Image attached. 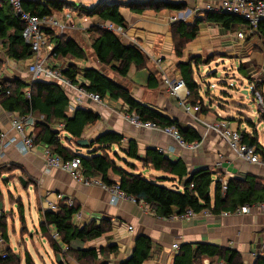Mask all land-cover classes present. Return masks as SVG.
Listing matches in <instances>:
<instances>
[{"label": "crops", "instance_id": "1", "mask_svg": "<svg viewBox=\"0 0 264 264\" xmlns=\"http://www.w3.org/2000/svg\"><path fill=\"white\" fill-rule=\"evenodd\" d=\"M49 1L53 0H31L29 2L47 5L50 8L47 4ZM57 1L71 4L76 8L95 7L103 4L120 6L119 13L125 21V28L118 29L115 34L124 45L135 46L143 53L146 68L137 71L134 66H131L127 77L120 78V82L108 78L126 89L140 105L146 106L170 120H176L182 128L190 127L200 136V141L193 143V145H197L195 148L183 150L172 137L160 131L137 128L125 121L123 118L125 115L134 116L135 113H128V107L120 101H112L106 97L102 99L103 106L83 102L84 107L81 108L74 106L72 100L74 95L62 90L69 99L68 116H71L76 108L89 110L99 116V120L95 124L84 129V139L89 141L105 133L120 135L124 140L123 146L120 149L113 146L109 152L110 159L116 166L128 174L142 175L146 180H162L161 186L176 192H183L184 181L190 175L201 170H208L213 179V184L209 189L211 205L214 200V183L217 178L219 179L218 175H221V172L223 173L221 178L226 181L231 178L243 179L249 175L258 178L264 185V170L236 160L219 135L214 131H208L203 124L215 125L225 122L231 130L254 138L257 143L256 148L259 147L258 149L264 153L263 142L256 133L246 131L242 124L227 121L229 117L223 111H221L222 114H216L217 116L213 115V117L200 110L198 118L203 122L201 124L168 96L162 84L163 76H179L177 64L189 61L191 58H201V60L202 58H220L223 62L233 61L234 63L252 60L254 63L264 64V48L257 34L247 36L242 40L236 37L244 28V24L236 26L233 31H227L219 25L205 22V16L209 12L218 11L221 0ZM147 1L182 4L185 6V10L181 12L149 10L139 15L132 13L124 6ZM51 13L50 16L63 23L69 22L70 17L71 22L83 20L84 23H88L84 27L85 30L92 22L96 21V18H78L73 11L66 9L62 12L52 10ZM175 21H181L188 25L200 21L197 26V37L184 44L181 59L176 57L171 32V24ZM65 37L78 44L73 37ZM29 60L23 62L10 60V64H6L5 71L11 72L9 73L12 75V79H19L29 84L30 76L27 71ZM156 60H160L161 73L159 76L156 75L154 69ZM77 65L78 69H96L90 66L79 68ZM54 66L63 67L65 65ZM149 74L153 76L154 81H149ZM1 79L9 78L5 73L0 72ZM245 98L249 99L248 93ZM17 117V115L6 113L0 107V133L7 131L9 120ZM32 117L36 121L42 119L37 114ZM58 129L60 128L58 127ZM33 131L30 130V135L33 134ZM63 134L61 132V135ZM129 140L137 144V152L141 160L145 159L149 150H170L167 155L163 156L171 162L180 160L185 167V177L179 179L176 176L155 171L145 162L126 158L123 150L125 143ZM68 142L71 147L64 145L63 142L62 145L77 156L89 157L88 149L75 151L74 142L71 140ZM38 147L41 148L40 145ZM39 151L40 149L22 156L12 147L6 150L4 158L0 161V212L5 218L8 237V242L0 249V254L9 250L10 255L17 260L16 264H25L26 255L30 257L33 264H58L55 258L57 254L53 253L47 239L48 233L53 228L49 226L46 235H43L40 230L43 224V215L48 211L44 202L46 192L60 194L73 202L80 215L79 220L73 218L75 226L80 228L92 222H96L98 225L103 220L108 221L111 225V231L96 240L87 243L73 241L70 245L72 251L70 255L64 258L59 256L61 264H122L131 256L138 237H146L151 242L149 257L143 264H173L179 248L185 245L194 247L197 244L235 251L239 255L241 264H255L256 259L264 260V209H254L251 214L242 217L225 218L220 214L227 211H221L209 216H204L200 212L191 218H180L175 215L162 219L141 202L133 204L125 200L113 205L110 203L109 192L99 187L83 186L73 181L63 171L45 169L44 160ZM115 155L118 159L114 157ZM116 159L120 164H117ZM217 164L221 166L218 167ZM19 178H22L23 183L19 181ZM112 180L117 181V178L114 176ZM49 199H53V197L49 196ZM21 206H23V210ZM258 206L264 207V205ZM20 225L23 226L24 233L18 236L17 230ZM129 228H131L130 231ZM174 244L178 246V251L172 249ZM111 246L116 248L115 254L105 252L103 256L97 255V260L86 257L77 261L75 258L78 251L95 250L98 253L101 248L106 249ZM253 254L256 255L255 259L251 256ZM195 264H224V262L216 257H202Z\"/></svg>", "mask_w": 264, "mask_h": 264}, {"label": "trees", "instance_id": "2", "mask_svg": "<svg viewBox=\"0 0 264 264\" xmlns=\"http://www.w3.org/2000/svg\"><path fill=\"white\" fill-rule=\"evenodd\" d=\"M47 4L50 8L47 5L43 6L27 1L23 3V9L38 18L50 16L52 10L62 12L64 9L73 11L78 18H96V21L92 22L85 30L94 35L90 49L96 62L100 66L108 68L112 74L119 78H126L131 66H134L137 71L145 70L146 60L143 53L135 46L124 45L115 32L108 28L120 30L125 28V21L119 13L120 6L103 4L95 7L76 8V6L57 0L49 1ZM124 6L132 13L139 15L149 10L154 12L185 10V6L182 4L154 3L153 1ZM205 22L219 25L227 31H233L236 26L244 24L241 19L221 12H209L205 16ZM198 23L200 21L188 25L181 21H175L171 24L175 54L178 59L182 57L184 44L197 37ZM22 29L21 22L14 16L10 8L5 6L0 9V45L6 49L7 58L16 62L26 61L32 56L30 46L26 45L21 38ZM46 34L49 36V43L54 46L50 56L75 61L85 60L84 49L75 41L64 35L54 36L50 32H46ZM255 34L259 36L264 48V22L258 25ZM200 63L201 58H191L189 61L179 62L177 72L190 94L189 103L193 106L199 105L202 110L201 91L194 79L193 70ZM239 71L245 76L243 69L239 68ZM64 75L72 83H76V77L79 75L81 88L98 95L101 99L108 97L112 101H120L128 107V113L134 112L142 122H148L160 128H174L186 144L200 141V136L196 131L190 127L182 128L176 120H170L152 109L140 105L126 89L111 81L99 70L78 69L72 64L67 66ZM148 76L149 81L155 80L151 74ZM0 85L2 87L0 107L3 111L18 117L35 114L42 117L38 121L35 120L32 134L34 145L48 148L52 154L59 156L62 160L78 157L85 177L99 180L107 187L117 185L124 195L132 197L137 203L145 204L159 218L181 216L186 211L198 214L203 210H210L216 214L221 211L232 212L245 205H264V185L258 178L249 175L243 179L231 178L227 180L225 192H222V185L217 178L214 183V200L211 205L209 189L213 184V179L208 170H201L190 175L184 181L182 193L161 186L162 180H146L142 175L128 174L118 168L109 156L111 147L117 146L120 149L123 146L124 140L118 134H101L89 140V157L77 156L64 147L62 141L70 144L68 139H71V142L84 139V129L95 124L99 120L98 115L89 110L76 108L72 115L68 116L69 99L62 89L44 80L27 84L19 79H1ZM6 92L8 95H5ZM61 132L64 134L61 135ZM243 143L249 147L257 144L254 138L244 134ZM123 151L126 158L145 162L155 171L173 175L179 179L186 175L185 167L180 160L171 162L157 151H147L145 159L141 160L138 156L137 144L132 140L125 143ZM262 156L264 157V153ZM114 157L118 159L116 155ZM114 176L117 181L112 180ZM190 185L193 186L192 189L189 188ZM76 213H78V208L74 204L71 207L59 204L57 212L47 211L43 215L41 233L46 235L49 226L58 233L60 244L64 246L65 251L63 252L61 246L51 238L49 243L53 253L63 258L72 252L70 245L73 241L87 243L103 237L111 231L110 223L105 220L100 221L98 225L96 222H92L80 228L75 226L73 216ZM0 234L4 242L7 243L6 222L3 216L0 217ZM150 251V240L146 237H138L131 256L122 264H143L148 259ZM105 252L115 254L116 248L113 246L106 249L101 248L98 253L95 250L78 251L75 258L77 261L86 257L97 260V255L103 256ZM4 253L7 258L1 264H15L14 256L10 255V251L6 250ZM202 257H216L224 264H241L239 255L235 251L204 244H197L194 247L191 245L182 246L179 248L173 264H195ZM25 264H33L28 255L25 256ZM255 264H264V260L256 259Z\"/></svg>", "mask_w": 264, "mask_h": 264}, {"label": "built area", "instance_id": "3", "mask_svg": "<svg viewBox=\"0 0 264 264\" xmlns=\"http://www.w3.org/2000/svg\"><path fill=\"white\" fill-rule=\"evenodd\" d=\"M31 0H0V9L3 7H8L12 11L15 17L21 22L23 29L21 31V38L23 42L30 46L31 58L27 66V71L30 76V83H34L40 80H44L51 84L56 85L65 92H70L74 106L83 108V102H90L95 105L103 106V100L96 94H92L80 87L81 77H76V83H72L65 75L64 71L67 70V66L55 67L49 64V60L46 54H50L53 49V45L49 43V36L46 32L52 33L54 36H62L67 31V23L58 21L53 16H46L43 18H38L33 16L23 9V3ZM217 12L226 13L241 19L244 22V28L237 34V38L244 39L247 36L253 35L257 32L258 25L264 22V0H221L219 4V9ZM109 29L118 31L116 28L108 27ZM46 51V52H44ZM156 75L159 76L161 70L159 68L160 60L154 61ZM162 75V74H161ZM162 84L166 90L168 96L175 100L177 105L187 113L190 114L193 119L200 121L198 114L200 113L199 105H191L189 103L190 94L186 89L183 80L179 76L174 77H162ZM2 89L0 85V90ZM252 94L253 89H252ZM5 95H8L6 92ZM28 95V93H27ZM257 107H264L263 101L256 94ZM125 121L129 122L131 125L153 131H160L161 133L172 137L176 143L183 149H193L197 145H187L179 136L174 128H160L148 122L140 121L137 116H124ZM201 122V121H200ZM35 120L31 115L17 117L9 120V129L7 131L0 133V161L4 158L5 152L9 148H14L17 152L25 156L30 153H34L40 149L39 153L44 160L45 169L51 170L56 169L67 173L70 178L82 184L86 187H99L107 192H109L111 199L110 203L113 205L118 204L120 201L128 200L131 203H137L132 197H127L122 193L117 185L112 187H107L99 180L92 178H87L84 176L83 171L80 167V161L78 157L71 160H62L59 156L54 155L46 147L40 145H34L33 137L30 135V130H33ZM203 124V122H201ZM208 131H214L219 135V138L226 144L228 150L233 155V157L243 163L259 167L264 170V157L260 149L256 146L249 147L243 143V133L238 131H233L225 122H220L218 124H203ZM172 151V150H171ZM161 155H167L170 150H158ZM217 166H221L217 164ZM222 185V192L226 190V180L219 179ZM190 189L193 188L192 185L189 186ZM52 196L53 199H49ZM44 202L46 203V209L51 212L58 211V205L62 204L67 207H71L73 202L69 199L64 198L60 194H51L46 192L44 194ZM256 209H264L263 206L258 205H245L243 207L237 208L232 212H222L220 215L222 217H242L247 216ZM202 214L204 216H209L212 214L210 210H203ZM2 216L0 212V217ZM195 213L191 211H186L184 214L179 216L180 218H191L194 217ZM73 218L79 220L80 215L76 213ZM129 231L131 228L128 229ZM50 238L61 246L62 251L65 248L60 244V239L58 233L52 229L49 233ZM5 242L0 234V249L3 248ZM172 249L178 251L177 245H172ZM254 259L256 255H251ZM7 258L6 254L3 252L0 254V264L3 260Z\"/></svg>", "mask_w": 264, "mask_h": 264}, {"label": "rangeland", "instance_id": "4", "mask_svg": "<svg viewBox=\"0 0 264 264\" xmlns=\"http://www.w3.org/2000/svg\"><path fill=\"white\" fill-rule=\"evenodd\" d=\"M65 13L67 12L65 11ZM70 18L69 22H67V31L64 35L71 36L77 40L78 44L85 50V60L78 62L72 59L55 58L50 56V54L44 53L47 55L49 64L56 66L72 64L76 66L78 64L77 66L79 68L95 67L107 77L120 82L119 77L112 74L108 68H104L96 62L89 48L94 35L87 33L84 28L88 23H84L80 19L76 22H71ZM229 59L232 60L233 58ZM9 61L10 59L7 58L6 49L0 45V62L2 63L0 65V72L2 74L5 73L9 79H12L11 72L5 71L6 64H10ZM239 68L243 69L245 76L240 73ZM193 70L195 75L194 79L201 91L203 113L217 116L216 114H220L223 111L229 117L227 121L230 120L239 125L242 124L246 131L256 133L264 146V107H257V99L255 97L257 94L264 105V64L254 63L252 60L234 63L233 61L223 62L220 58H202L200 65L194 67ZM252 89L255 94H252ZM244 91H247L249 99L245 98ZM62 142L64 145L70 146L64 140ZM119 155L122 156L121 154ZM117 164H120L118 160ZM222 175V172L221 175H218L219 179ZM21 208L23 210V206ZM22 233H24V229L20 225L17 230V235L20 236ZM47 239L49 242V235H47ZM14 261L16 264L17 260Z\"/></svg>", "mask_w": 264, "mask_h": 264}, {"label": "water", "instance_id": "5", "mask_svg": "<svg viewBox=\"0 0 264 264\" xmlns=\"http://www.w3.org/2000/svg\"><path fill=\"white\" fill-rule=\"evenodd\" d=\"M223 14H226V13H223ZM245 95H247V92H244ZM106 134V133H105ZM69 141L71 139H68ZM74 147H75V151H81L83 149H88L89 148V145H90V142L86 139H80V140H77L74 142ZM19 181L23 183V180L22 178H19ZM56 262L58 264H61V261H60V258H59V255H56Z\"/></svg>", "mask_w": 264, "mask_h": 264}, {"label": "bare ground", "instance_id": "6", "mask_svg": "<svg viewBox=\"0 0 264 264\" xmlns=\"http://www.w3.org/2000/svg\"><path fill=\"white\" fill-rule=\"evenodd\" d=\"M68 13V12H67Z\"/></svg>", "mask_w": 264, "mask_h": 264}]
</instances>
